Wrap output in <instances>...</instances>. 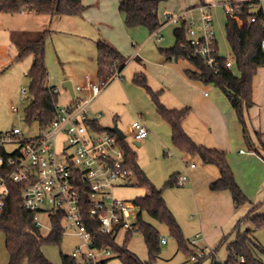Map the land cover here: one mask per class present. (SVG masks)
I'll use <instances>...</instances> for the list:
<instances>
[{
  "label": "rangeland",
  "instance_id": "rangeland-1",
  "mask_svg": "<svg viewBox=\"0 0 264 264\" xmlns=\"http://www.w3.org/2000/svg\"><path fill=\"white\" fill-rule=\"evenodd\" d=\"M225 1L166 0L159 7V19L163 23L167 19V14L176 16L184 12H188V16L194 15L195 18L199 19V13L194 9L195 6L200 3L212 4L209 10L219 53L224 57H230L231 48L225 29L229 4ZM82 3L87 7L83 16L51 17L47 14L27 11L16 14L0 12V69L6 68L0 74V132L9 131L13 127H19L27 137L42 132L37 123L31 125L24 120V109L29 102V78L26 72L31 65V56L19 62L13 60L16 47L11 43L12 31L18 32L16 37L19 36L20 38L22 36L21 31L35 33L48 28V25H50L49 28L54 30L46 42V62L49 70L48 84L56 86L59 90V102L61 104L67 103L71 97L69 90L63 86L65 81H70L73 88L78 85L83 86L86 84V75L89 74V80L92 83L103 86V82L108 81L112 73L116 71V67L105 64L102 66L104 72L102 74L97 73L99 64L95 41L99 36V32L103 36L111 34L112 39L109 42L127 58V65L121 72V77L116 76L113 78L105 87L103 86L99 95L92 99L89 108L90 115L98 118L104 127L118 124L126 134L125 141L136 152L140 167L157 187H163L173 173H180L189 177L190 181L184 185L166 186L164 188L166 203L179 222L185 238H189L195 233L200 220V213L206 210L209 211L211 208L210 203L201 204L196 198V191L200 190L205 180H207V173L204 172V169L205 167L209 169L214 167L218 172L219 169L216 164L204 163L200 155L181 152L173 145L170 125L157 114L155 103L148 91L133 82L134 74L141 69L139 59L134 56V51L140 46L141 39L133 33L136 30L144 31L146 36L153 33L142 25L129 29L125 24L124 15L119 10V0H82ZM260 7L264 10V3L254 5L251 10L257 11ZM97 23L102 25L100 31L96 27ZM105 23L109 26H104ZM177 26L178 24L171 20L166 22L160 29L158 37L153 36L143 52L150 53L152 57L154 56L153 53L162 55L160 48L170 47L174 44V29ZM133 42L137 44L134 46L135 43ZM140 57L143 58L142 55ZM178 67L184 72V69L190 68V63L182 59L179 61ZM235 72L236 74L239 73L237 70ZM164 75H166L165 71H161V73L155 71L153 73L154 79L150 80L147 76L148 84L153 90L160 92V100L163 104L174 96L173 90L160 85ZM170 75L168 74L167 80L170 79ZM263 81L264 66L258 69L254 77L257 93H262ZM202 84L205 85L202 86L204 91L213 93L215 89H219L224 94L213 83L202 82ZM23 88L26 89V92L22 91ZM76 95L86 99L92 97L91 92L87 89L76 91ZM225 98L229 101L226 96ZM13 106L18 107V110L13 111ZM252 106L245 111L251 137L250 144L243 137L242 127L233 108L234 117L241 131V147L248 153L252 150L256 154L259 147L261 155L264 157V148L261 146L263 145L261 140L264 141V134L260 133L261 129L257 124V120L259 121L260 118L259 111L255 105ZM137 120L144 122L149 128L150 134L144 140H136L132 132V123ZM257 133H260V139ZM136 141H139L140 144L137 145ZM239 150L236 151V154ZM191 164H195L197 168H191ZM249 165L250 177L243 167H240L238 171L240 179L243 181V186L240 185V187L254 204L260 203L252 215L264 214V160L261 158L260 160H252ZM240 170H242V173ZM136 183L135 176H132V184L123 187L118 186L114 191V195L128 200L143 196L146 190L137 186ZM252 207L253 205L248 203L237 209L239 216L227 232L229 240L235 238L236 231H233V228L237 221L245 217ZM139 211V208L135 210L136 213ZM142 216L146 221L152 223L159 230L160 237L165 238L167 241L166 244L161 245V254L156 264L193 263L188 255L178 250L177 241L170 234L165 224L151 218L146 212H143ZM212 222L214 223L213 220ZM247 229L252 230L255 241L264 247V225L258 226L254 220L244 219L239 230L244 232ZM41 232L46 235L49 231L43 228ZM124 238L125 233L121 231L116 237L117 243L122 244ZM5 240V234L0 232V264H8L9 262ZM79 243L78 236L66 232L61 244H46L43 246V252L53 264H62L61 252L71 254ZM127 245L141 259H148L147 247L140 232H134ZM226 246L227 243L220 244L219 242L215 247L216 249L207 248V256L201 264L224 261L228 254ZM261 257L264 259V255ZM108 264H123V262L119 258L113 257Z\"/></svg>",
  "mask_w": 264,
  "mask_h": 264
},
{
  "label": "trees",
  "instance_id": "trees-1",
  "mask_svg": "<svg viewBox=\"0 0 264 264\" xmlns=\"http://www.w3.org/2000/svg\"><path fill=\"white\" fill-rule=\"evenodd\" d=\"M164 1L166 0H119V10L124 14L125 24L128 28L142 25L154 32L163 25L159 19V7ZM252 7V2L235 3L234 15L227 12L225 29L234 62L231 68L226 66L228 57L222 56L219 49L217 50L219 63L217 72L208 67L200 56L194 55L193 47L187 36L185 19L174 29V44L170 47L160 48L166 61L185 59L190 63L192 67L185 69L189 78L204 83H213L224 92L236 111L243 137L249 144L251 137L245 111L254 103V77L258 69L264 65V10L260 7L259 10L252 11ZM85 9L86 6L82 0H0V12L10 14L31 11L51 17L81 16ZM252 16L256 17L255 21L250 20ZM17 33H13V41L18 45V51L13 60L19 62L28 56L32 58L31 66L26 73L29 78V102L24 109V120L28 124L37 123L43 127L50 124L55 118L60 104V92L56 86L48 84L46 42L53 30L46 28L35 33L22 32L20 38L16 37ZM96 46L98 73L102 74L104 72L102 66L108 64L110 67L118 68L121 77V72L128 61L127 58L104 38H98ZM189 55H191L190 58ZM5 69H1L0 73ZM235 70L239 73L236 74ZM113 73L109 80L115 74ZM133 82L144 87L150 94L155 103L157 114L170 125L172 143L178 150L191 155H200L204 163L217 165L219 176L209 183V188L216 191L229 190L237 209L248 203L253 205L245 217L240 218L235 224L233 228V231H236L235 238L229 240V234H227L221 239L220 244L227 243V258L223 262L215 261L214 264H264V259L261 257L264 255V247L255 241L252 230L247 229L244 232L239 230L244 219L254 220L258 226L264 225V214L252 215L260 203L254 204L241 189L228 161L227 152L220 148H211L197 143L183 126L191 108L189 106L169 108L163 104L160 100V92L153 90L148 84L145 72H136ZM93 123L99 130H108L98 119ZM257 136L260 139V133H257ZM119 142L125 151L127 167L134 172L137 180L136 185L144 188L146 192L143 196L133 200L139 206L140 211L134 228L125 232L123 243H117L111 234H99L96 244L109 247L113 252V257L119 258L123 264H156L161 254L162 237H160L159 230L143 218L142 213L146 212L151 218L168 227L170 234L177 241L179 251H183L189 257L196 254V248L189 244V239L185 238L179 222L164 198L166 186L180 185L178 183L180 173L171 174L163 187H157L140 167L136 152L124 139H119ZM83 195L85 199L84 214L86 223H88L87 219H90L88 199L86 193ZM35 215V212L26 209L23 205L21 186L10 183V194L6 207L3 214L0 215V232L5 234V246L9 255L8 264H53L44 254L43 246L61 244L64 236L62 218L59 215H54L51 221L52 228L44 235L35 223ZM92 227L90 226V229L94 230ZM134 232H140L143 235L148 251L146 260L141 259L127 245ZM61 257L62 264H79L71 254L61 252ZM111 258L103 261V264H107ZM204 258L206 255L191 264H201Z\"/></svg>",
  "mask_w": 264,
  "mask_h": 264
},
{
  "label": "built area",
  "instance_id": "built-area-1",
  "mask_svg": "<svg viewBox=\"0 0 264 264\" xmlns=\"http://www.w3.org/2000/svg\"><path fill=\"white\" fill-rule=\"evenodd\" d=\"M225 2L229 4V14L234 15L235 3L252 2L254 6L264 3V0ZM211 5L200 3L195 6L199 19L184 12L176 16L167 14L165 22L171 20L179 25L185 19L194 55L200 56L208 67L217 72L218 48L209 10ZM255 18L252 16L250 20L255 21ZM233 65L232 57H228L226 66L231 68ZM116 76L120 77L118 71L112 79ZM111 80L103 82V86ZM103 86L92 83L87 75L86 84L78 85L74 91L87 89L92 97L86 99L74 95L68 103H60L55 118L41 127L42 132L38 135L27 137L19 127L0 132V215L6 207L10 183L19 184L23 205L36 213L35 223L40 229L50 231L52 218L59 215L64 233L78 236L80 243L71 255L79 264H103L113 257L109 247L96 244L98 235L111 234L116 240L121 231L125 233L133 229L138 215L135 210L139 208L133 200L114 195L118 186L132 184L134 172L127 167L120 138L110 130L97 129L93 121L98 118L90 115L91 101ZM22 91L26 92V89ZM17 110L18 107L13 106V111ZM131 129L136 140H142L149 134L147 126L140 120L134 121ZM187 181V175L178 178L180 185ZM85 193L90 216L88 223L83 208ZM201 239V233L189 239V244L196 248V254L190 256L193 262L207 255L199 244ZM161 241L166 243L165 238Z\"/></svg>",
  "mask_w": 264,
  "mask_h": 264
},
{
  "label": "crops",
  "instance_id": "crops-1",
  "mask_svg": "<svg viewBox=\"0 0 264 264\" xmlns=\"http://www.w3.org/2000/svg\"><path fill=\"white\" fill-rule=\"evenodd\" d=\"M86 10L87 7L83 12V14L86 12ZM27 12H31V11H27ZM83 14L81 16H83ZM165 23L166 22H163V25ZM103 25L109 26L107 23ZM48 26L50 27V25ZM101 26L102 25L100 23H97L96 25L99 31L101 30L100 28ZM162 26L158 30L151 32L153 34H151L150 36H146L144 31H140V30L134 31L133 34H135L137 37L139 36L141 39L140 46H138V48L134 51V56L139 59V65L141 67L139 71H143L147 73V76H149L150 80L155 78L153 76V73L155 71L160 73L161 71L166 72V75L162 77L161 80L162 82H160V85H163L164 88H168L169 90L174 91V96H172V98H169V100L167 101L165 100L166 101L165 104L168 105L167 107L170 106L169 108H182L185 106H189L191 108L189 115L183 122L185 131L193 139L202 143L205 146L211 148H220L225 150L227 152L228 161L232 169L234 170L235 178L238 184L243 186V181H241L238 171L240 167H243L247 175H249V177L251 176L249 170L250 161L260 160V158L264 160V157L261 155L259 147H258V151L256 150L257 154L253 153L252 150H250V152L248 153L247 151H245L243 147H241L242 136H241L240 127L239 125H237L236 118L234 117L233 107L230 105L229 101H227V99L225 98L226 95L222 94L221 91H219V89H215L213 93L204 91L203 87L205 85H203L201 81L189 78L185 73V69L184 72L181 71V69H179L178 64L179 61L182 59L174 60V61H166L162 55L159 54L156 55V53H153L154 56L152 57L150 53L143 52L146 45L152 40L151 38H153V36L158 37L159 35L158 33L162 28ZM49 27L48 29L53 30L52 28ZM14 32L16 31L11 32V43L16 47V54H17L18 45L15 44L13 41ZM21 32L30 33V31H21ZM98 35H99L98 38H104L108 41L112 39L111 34H106L105 37L99 32ZM133 43H135L134 46L137 44L136 42ZM96 50H97V46H96ZM140 55H142L143 58H141ZM97 57H98V51H97ZM230 57H232V55ZM31 63H32V58H31ZM191 67L192 66L190 65V68ZM117 71L118 68L116 69V71H114V73H116ZM168 74L171 75H170V79L167 80L166 78L168 77ZM87 75L89 76V74ZM255 85L256 84L253 82V101H254L253 105H255V107L259 111L260 118L259 121L257 120V124L258 127L261 129L260 133L263 135L264 134V81H263L262 93L256 92ZM76 91L78 92L79 90L74 91L75 95H76ZM71 99L72 96L70 97V100ZM148 136L145 137L144 139L148 138ZM261 142L263 144L261 146H263L264 148V141L261 140ZM136 143L140 144L139 141H136ZM238 149L244 150V152H240L239 150L238 153L236 154V151ZM190 167L194 169L197 168L195 164L193 167L191 164ZM240 171L242 173V170ZM204 172L207 173V177H206L207 180H205L203 187H201L200 190L196 191V198L197 201L201 204L210 203L211 208L209 211L206 210L200 213V220L198 221L199 223L198 226L196 227L195 233L192 234L187 239H190L197 233H201L202 239L199 244L201 248H203L205 252H207V248H211L213 250L216 247V245L221 241V239L225 235H227V232L229 231V229L232 228L239 214L237 212V208H235L234 206L232 195L229 190L216 191V190H211L209 188V183L219 176V172L217 171V169H215L214 167L213 169L212 167L211 169L205 167ZM189 181L190 180L188 177L187 182ZM212 220L214 221V223L212 222ZM8 259H9V255H8ZM214 263L215 261L212 262V264Z\"/></svg>",
  "mask_w": 264,
  "mask_h": 264
},
{
  "label": "water",
  "instance_id": "water-1",
  "mask_svg": "<svg viewBox=\"0 0 264 264\" xmlns=\"http://www.w3.org/2000/svg\"><path fill=\"white\" fill-rule=\"evenodd\" d=\"M63 86L65 88H67L71 94L72 97H74L75 95V92H74V88L72 87L71 85V82L70 81H65L63 83ZM108 130H110L111 132L115 133L120 139H125L126 138V134L124 133V131L118 126L117 123H115L114 125L112 126H108L107 127ZM137 145H139V143H136Z\"/></svg>",
  "mask_w": 264,
  "mask_h": 264
}]
</instances>
